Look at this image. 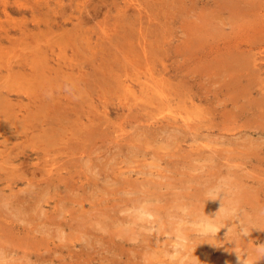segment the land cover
Here are the masks:
<instances>
[{"label":"rangeland","instance_id":"obj_1","mask_svg":"<svg viewBox=\"0 0 264 264\" xmlns=\"http://www.w3.org/2000/svg\"><path fill=\"white\" fill-rule=\"evenodd\" d=\"M261 246L264 0H0V264Z\"/></svg>","mask_w":264,"mask_h":264},{"label":"clouds","instance_id":"obj_2","mask_svg":"<svg viewBox=\"0 0 264 264\" xmlns=\"http://www.w3.org/2000/svg\"><path fill=\"white\" fill-rule=\"evenodd\" d=\"M65 91H69L68 87L65 88ZM219 192V189L217 190ZM244 235H247V233H243ZM257 255L260 258H264V246H261L260 248L257 249ZM238 264H242L241 259L237 257Z\"/></svg>","mask_w":264,"mask_h":264},{"label":"bare ground","instance_id":"obj_3","mask_svg":"<svg viewBox=\"0 0 264 264\" xmlns=\"http://www.w3.org/2000/svg\"><path fill=\"white\" fill-rule=\"evenodd\" d=\"M186 128H187V127H186ZM186 135H187V134H186ZM23 181H24V180H23ZM33 186H34V185H33ZM128 186H129V185H128ZM66 189H67V188H66ZM135 190H136V189H135ZM18 196H19V195H18ZM30 199H31V198H30ZM80 223H81V222H80ZM96 229H97V228H96ZM60 234H61V233H60ZM122 240H123V239H122ZM122 240H121V241H122ZM128 240H129V239H128ZM122 242H123V241H122ZM124 244H125V243H124ZM35 259H36V258H35ZM36 260H37V259H36Z\"/></svg>","mask_w":264,"mask_h":264}]
</instances>
